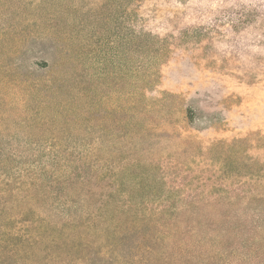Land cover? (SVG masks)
I'll use <instances>...</instances> for the list:
<instances>
[{
  "label": "rangeland",
  "instance_id": "obj_1",
  "mask_svg": "<svg viewBox=\"0 0 264 264\" xmlns=\"http://www.w3.org/2000/svg\"><path fill=\"white\" fill-rule=\"evenodd\" d=\"M0 145V181L92 161L111 207L167 226L199 194L222 247L264 255V0H0ZM63 185L51 206L85 197Z\"/></svg>",
  "mask_w": 264,
  "mask_h": 264
},
{
  "label": "trees",
  "instance_id": "obj_2",
  "mask_svg": "<svg viewBox=\"0 0 264 264\" xmlns=\"http://www.w3.org/2000/svg\"><path fill=\"white\" fill-rule=\"evenodd\" d=\"M6 148L0 145V161L10 157ZM56 151L53 165L59 159ZM91 162L76 164L68 178L52 177L48 186L42 183L45 167L0 181V264H264V255H237L217 242L214 220L200 213L199 194L181 195V205L168 199L167 226L149 215L141 217L132 202L111 207L110 201L121 195L109 191L107 176ZM57 184L79 187L85 197L73 199L72 207L51 206L52 196L58 197L50 190ZM38 200L44 201L42 208L33 207ZM18 203L27 206L23 215L15 214ZM34 248L43 251L42 259H30Z\"/></svg>",
  "mask_w": 264,
  "mask_h": 264
}]
</instances>
